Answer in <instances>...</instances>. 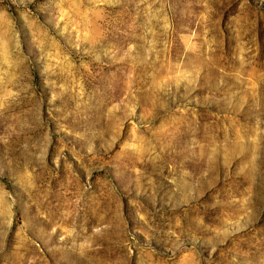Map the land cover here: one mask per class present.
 <instances>
[{
	"label": "rangeland",
	"instance_id": "rangeland-1",
	"mask_svg": "<svg viewBox=\"0 0 264 264\" xmlns=\"http://www.w3.org/2000/svg\"><path fill=\"white\" fill-rule=\"evenodd\" d=\"M0 264H264V0H0Z\"/></svg>",
	"mask_w": 264,
	"mask_h": 264
}]
</instances>
